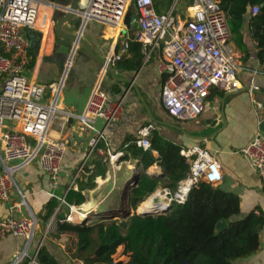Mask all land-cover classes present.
<instances>
[{"label":"crops","instance_id":"obj_1","mask_svg":"<svg viewBox=\"0 0 264 264\" xmlns=\"http://www.w3.org/2000/svg\"><path fill=\"white\" fill-rule=\"evenodd\" d=\"M88 1L80 0L81 12L64 23L63 30L79 34L98 57L106 58L113 53H120L122 43L128 37H132L138 28L136 9L134 7L130 9L132 15L129 24L124 21L118 25H111L89 20L83 27L82 7ZM174 1L162 0L158 6L157 0H154V3L157 11L164 13ZM191 1L180 0L178 10L183 12ZM219 1L222 9L230 6L228 0ZM71 2L72 0H39L37 23L34 28L24 31L30 48L32 39L36 43L32 54L29 53L26 77L41 84L63 82L59 110L50 121L48 135L53 138H65L68 141L59 186L56 189L50 186L49 176L36 160L15 171L16 186L10 189L8 200H0V216L33 217L37 220L29 249L30 255H34L38 247L44 246L45 250L61 264H85L83 261L85 254L77 251L76 235L69 233L57 235L56 210L48 221H45L44 215L49 201L63 196L72 187L78 189V180L83 175L85 164L89 165L92 171L101 169L94 163L101 155H105L106 172L96 178L94 188L83 191L86 199L79 206L90 205L84 217L91 219L93 215H108L109 212L134 211L129 203L132 189L129 181L139 173L140 163L138 159L121 158L126 155V151L121 150V147L129 137L138 139L139 130L151 122L155 124V130L180 144L182 148L198 145L207 149L221 163L224 172L223 179L214 186L239 196L241 215L256 211L258 214L262 213L264 217L262 178L242 153V149L247 146L257 130L264 132V77L254 73L264 65L257 58L256 42L252 40L250 34L252 5L246 4L249 10L242 18L241 33L249 45L251 54L246 61L242 59V52L233 41L242 64V69L238 73L241 86L232 92L218 90L213 94L211 91L204 111L195 119L180 122L167 112L162 103L165 73L161 72L158 66L162 56V44L157 45L150 53L141 43L140 49L130 46L120 60L113 62L112 71L109 68L105 69L87 50L58 34V20L66 13L64 7H69ZM179 4L182 6L179 7ZM59 11L61 14L58 16L56 13ZM39 33H42L41 37ZM134 42L136 41H131L130 44ZM97 86L107 91L110 100L122 99L124 110L120 119L107 127L106 139L102 141L105 147L99 145V148L88 156V143L92 131L83 127L79 116L85 111ZM252 86H257L258 89L252 90ZM257 103L260 106H257ZM8 124L13 128L14 124ZM95 126L102 128L104 121L97 119ZM106 149L110 150L111 155H115L114 159L110 158ZM85 160L86 163L81 168ZM7 165L11 167L17 163L7 162ZM147 173L159 177L164 175L162 167L158 164L149 167ZM75 176L77 178L72 185ZM99 178L104 182L99 183ZM184 182L186 179L181 181L178 191ZM157 190L165 194L168 201L169 197L174 195L169 188L162 185ZM51 192H55L56 196L53 197ZM79 206L66 205L61 207L58 213L68 216L72 207V218L68 221L81 222L83 217L80 219L74 217V210ZM52 219V225L49 227ZM259 239V249L246 257L236 259L234 264H264V224L259 229ZM24 245L23 238L12 234L0 237V264H10ZM120 249L123 253L118 251ZM118 250L114 256L115 260L128 261L129 256L124 253V246H120ZM35 264H40L38 257Z\"/></svg>","mask_w":264,"mask_h":264},{"label":"built area","instance_id":"obj_2","mask_svg":"<svg viewBox=\"0 0 264 264\" xmlns=\"http://www.w3.org/2000/svg\"><path fill=\"white\" fill-rule=\"evenodd\" d=\"M179 1L175 0L166 12L159 13L154 0H89L82 17L84 26L89 20L118 25L125 21L132 6L136 9L137 30L122 43L120 53H113L106 59L120 60L128 52L131 41L141 43L149 53L162 44L158 63L160 71L165 73L162 103L171 116L184 122L197 118L204 111L213 88L223 92L238 89L242 64L220 1L192 0L183 12L178 10ZM259 11L260 5L250 8L253 16ZM38 14L39 0H0V200H8L10 189L16 186L15 171L36 160L49 176L50 186L56 189L68 148L67 139L48 135L50 121L59 110L63 82L41 84L25 75L30 43L24 31L35 27ZM254 73L264 77V67ZM253 89L258 87L252 86ZM257 106L260 105L257 103ZM123 110L122 99L110 100L105 89L98 86L94 89L85 111L79 116L83 127L92 131L88 156L106 139L107 127L120 119ZM99 118L104 121L102 128L95 126ZM8 123L14 124L13 128ZM154 130L152 122L143 126L137 145L149 149ZM106 151L111 159L115 158L109 149ZM242 153L264 184V132L257 130ZM181 154L190 166L186 179L190 187L200 181L216 185L223 179L221 163L207 149L196 145L182 148ZM7 162L17 165L10 167ZM85 163L86 160L81 168ZM66 194L58 197L56 212L68 205ZM51 195L56 196L55 192ZM185 200L182 188L169 197V202L183 203ZM71 218L70 212L66 220ZM36 226L37 220L33 217L0 216V237L12 234L25 240L24 248L10 264H22L26 260L29 264L36 263L40 247L34 255L29 252Z\"/></svg>","mask_w":264,"mask_h":264},{"label":"trees","instance_id":"obj_3","mask_svg":"<svg viewBox=\"0 0 264 264\" xmlns=\"http://www.w3.org/2000/svg\"><path fill=\"white\" fill-rule=\"evenodd\" d=\"M162 0H157V6ZM225 10L233 34V41L246 61L250 54L249 45L241 33L242 18L249 9L246 4L260 5L255 16L250 14V34L256 42V54L264 65V0H228ZM32 39L30 53L36 47ZM131 47L140 49V43ZM130 49V48H129ZM219 89L213 88L214 94ZM100 147H105L103 142ZM182 146L166 138L157 130L151 135V147L143 149L137 145L136 137H129L122 145L126 151L123 159H138V183L131 189L129 203L134 210L126 218L114 212L99 216L92 223L86 217L81 222L66 220L65 215L56 213L57 235L74 234L77 237V251L84 253L85 264H234L238 258L256 252L260 247L259 229L264 224L263 214L250 211L241 215V202L237 194L225 191L210 183L200 181L191 186L183 203L172 201V206L161 215H139L138 205L144 202L162 185L171 194L178 191L181 181L187 179L190 166L181 154ZM105 155L95 160L99 171H92L89 165L83 168L78 180V189L73 187L66 194V202L79 206L85 202V189L95 187V180L106 172ZM103 164V165H102ZM158 164L163 176L147 173L149 167ZM101 178L98 179L100 181ZM59 205L57 198L46 206L45 221H48ZM224 220L226 227L217 231L216 225ZM120 246L129 256L128 261L115 260ZM40 264H61L44 246L38 251ZM22 264H29L26 260Z\"/></svg>","mask_w":264,"mask_h":264},{"label":"water","instance_id":"obj_4","mask_svg":"<svg viewBox=\"0 0 264 264\" xmlns=\"http://www.w3.org/2000/svg\"><path fill=\"white\" fill-rule=\"evenodd\" d=\"M79 5H80V0H72L71 4L69 7H64L66 9V14L58 20L57 23V31L60 34L61 37L69 39L71 41H73L76 46L77 44H79L82 48H84L85 50H87L93 57L94 59H96L99 63H101L103 66H107V68H109L111 71L113 70V62L111 60L108 61V59L106 58H102V57H98L90 48V46L88 45V43L79 35L76 33H69V32H65L63 30V24L68 22L69 20L73 19L78 13L81 12V10L79 11ZM131 15H132V11L129 9L126 18H125V23L129 24L130 20H131ZM84 27V25H83ZM39 36H42V33H39ZM138 174L134 175L131 180L129 181V186L130 188H133L137 185L138 183ZM172 206V202H168V205L162 210V212L160 213H151V212H140L139 210H137V213L139 215H161L166 213L167 211H169V209ZM115 215H117L118 217H122V218H126L129 217L131 215V211H119V213L114 212ZM121 213V214H120ZM226 227V223L224 220H220L217 225H216V229L217 231H220L221 229H224Z\"/></svg>","mask_w":264,"mask_h":264},{"label":"bare ground","instance_id":"obj_5","mask_svg":"<svg viewBox=\"0 0 264 264\" xmlns=\"http://www.w3.org/2000/svg\"><path fill=\"white\" fill-rule=\"evenodd\" d=\"M81 8H79V11ZM80 47L79 44H77ZM103 180H100L99 183H103ZM100 185V184H99ZM190 183L186 181L182 185V191L186 194L189 190ZM168 199L161 191L157 190L151 194L144 202L139 205L140 212H151V213H160L168 205ZM87 204V203H86ZM87 212V211H86Z\"/></svg>","mask_w":264,"mask_h":264},{"label":"rangeland","instance_id":"obj_6","mask_svg":"<svg viewBox=\"0 0 264 264\" xmlns=\"http://www.w3.org/2000/svg\"><path fill=\"white\" fill-rule=\"evenodd\" d=\"M86 3L87 2H85L84 3V5H83V7H82V9L83 8H85V5H86ZM180 6H182V4H179V7ZM133 7V6H132ZM67 13V12H66ZM66 13H64V15L66 14ZM58 16L61 14V12L59 11V12H57L56 13ZM63 15V16H64ZM62 16V17H63ZM61 17V18H62ZM57 18V17H56ZM60 18V19H61ZM59 34V33H58ZM61 39H63V38H61ZM65 40V39H64ZM85 166H86V164H85ZM85 166H84V168H85ZM104 181V180H103ZM64 206H66V205H64ZM89 207H90V205H82V206H79V207H76V209L74 210V217H75V219H80L81 217H84L85 216V214L84 213H86V211H88L89 210ZM139 209V208H138ZM69 211L71 212V211H73V210H71V208L69 209ZM131 213H132V211H131ZM121 214V213H120ZM98 217L99 216H97V215H93V217L91 218V219H89V221L91 222H96L97 221V219H98ZM118 251H121V253H123V250H118ZM116 256V255H115ZM126 257H128L127 255H126Z\"/></svg>","mask_w":264,"mask_h":264}]
</instances>
